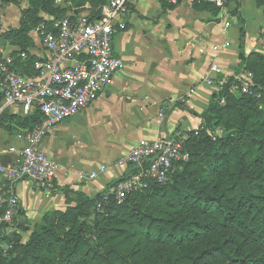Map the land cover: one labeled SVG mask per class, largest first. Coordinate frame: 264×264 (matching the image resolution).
Masks as SVG:
<instances>
[{"label": "crops", "instance_id": "0c3cea01", "mask_svg": "<svg viewBox=\"0 0 264 264\" xmlns=\"http://www.w3.org/2000/svg\"><path fill=\"white\" fill-rule=\"evenodd\" d=\"M124 22L126 28L114 40L124 69L88 109L53 127L38 144L59 165L51 187L42 188L31 180L12 183L0 171V194L13 193L19 201L7 236L17 232L26 243L47 214L76 204L73 193L100 200L135 169L117 161L141 140L201 130L211 97L219 92L206 79L232 83L236 74L245 73L242 55L246 61L264 56V0H238L224 7L191 0L178 6L165 0H140ZM31 39L27 50L34 58L38 43L34 35ZM30 60L20 66L23 73L31 71L34 60ZM104 95L108 110L96 117L95 124L86 123L87 113ZM35 119L9 109L1 113L0 168L19 162L24 136L34 129L25 121ZM103 167L105 171L90 179Z\"/></svg>", "mask_w": 264, "mask_h": 264}, {"label": "built area", "instance_id": "2783aa9c", "mask_svg": "<svg viewBox=\"0 0 264 264\" xmlns=\"http://www.w3.org/2000/svg\"><path fill=\"white\" fill-rule=\"evenodd\" d=\"M139 1L107 0L98 16H64L49 24H39L34 33L38 47L27 73L20 66L28 65L32 52L0 47V115L9 109L23 117L41 119L39 125L25 134L26 146L19 162L0 168L12 183L31 180L42 188L51 187L59 165L39 150L38 144L53 127L88 109L112 86L115 75L124 69V62L114 48L115 36L126 28L125 17ZM185 1L188 0H165L171 6ZM191 1L224 7L238 0ZM211 70L219 72L215 66ZM206 82L218 86L219 91L228 83H216L209 77ZM255 86L253 74H236L230 92L241 87L242 94L252 96ZM187 139L183 135L141 140L117 161L120 166L135 169L108 189L98 200V207L113 201L122 205L129 195L149 189L151 183L167 184L175 167L191 158L184 146ZM103 171L105 167L90 174V179ZM18 207L13 193L0 194V226L13 221Z\"/></svg>", "mask_w": 264, "mask_h": 264}, {"label": "trees", "instance_id": "16d2710c", "mask_svg": "<svg viewBox=\"0 0 264 264\" xmlns=\"http://www.w3.org/2000/svg\"><path fill=\"white\" fill-rule=\"evenodd\" d=\"M31 45L32 42L27 38L25 42L16 44L23 50H27ZM241 57L243 62L251 64L257 86L259 84L264 86V56H254L251 61H246L244 55ZM33 60L34 58H31L30 62ZM230 87L231 81L223 90L213 94L205 118L209 114L207 119L212 120V111L221 113L223 109L221 102L232 95ZM238 102L251 105L257 101L255 98L242 96L231 106L237 107ZM39 123V117L31 122L25 121L26 126L32 124L35 127ZM254 124L255 122L245 118L234 134L230 133L220 138L219 143H216L217 140L214 142L206 134L198 138L197 135H201L198 131L188 132L190 138L185 141L184 146L191 158L205 156L209 159V177L203 176L205 183L200 185L198 182L177 175L181 164L177 165L167 184L151 183L149 189L129 195L122 205L111 202L106 205L104 218L115 220L117 225H131L133 218L137 217L138 226L145 228V235L149 240L177 244L182 248L183 254L180 257L184 261L183 264H263L264 133L255 130ZM192 141L196 146H190ZM168 193L179 197V203L185 210L167 212L155 209V211L138 213L142 209V201L155 194L164 197ZM73 198L77 206L95 207V209L99 200V197L91 199L79 192L73 193ZM114 211L116 213L112 214ZM57 215L58 211L47 214L26 243L22 242V237L17 232L7 236L5 230L8 224H2L0 257L5 254L2 244L8 245L6 253L11 254H32L33 250H44L47 236L55 235L54 224H49L48 217L56 219ZM105 229V226L96 225L91 228L90 233L81 229L76 236L62 240L63 243L60 244L64 260L69 261L81 243H91L94 234L103 233ZM208 231L213 232L211 238L205 246L199 247L200 239ZM59 241L62 242L60 239ZM104 251L106 259L112 258L120 264H138L110 247H105ZM98 254L103 255L101 252ZM2 262L3 260L0 261Z\"/></svg>", "mask_w": 264, "mask_h": 264}, {"label": "rangeland", "instance_id": "374dc122", "mask_svg": "<svg viewBox=\"0 0 264 264\" xmlns=\"http://www.w3.org/2000/svg\"><path fill=\"white\" fill-rule=\"evenodd\" d=\"M105 2L106 0H0V46H16V44L25 42L26 38L33 42L31 38L39 24H49L52 20L66 15L73 13L82 16L99 15ZM244 66L243 71H245V74H253L255 82V73L250 67L251 64L249 62L247 64L244 63ZM254 90L255 92L252 96L242 94L244 92L241 87L239 90L233 91L230 97L221 102V106L223 107L221 113L218 114L212 111V120L207 119L209 115L207 114L205 121H203L202 129L198 130L201 135H197V137L202 138L206 134L214 142L217 140L216 143H219L218 140L220 138H224L230 133L234 134L235 130L242 125L245 118L255 122V130L264 133V86L260 84L257 86L256 84ZM242 96L255 98L257 102L251 105L245 104V102H238L237 107L231 106L232 103H235L236 99ZM106 101V95L101 97L96 104V108L87 113L86 123L95 124V121L98 120L96 117L102 116L108 110L106 106L108 102ZM83 128L84 124L82 123L79 129ZM186 135L188 136V133ZM76 137H78V133L72 136V140ZM190 146H196V143L192 141ZM208 164L209 159L205 156L191 158L189 162L179 166L177 175L203 185L205 183L203 176L208 175L209 177ZM141 204L143 206L138 213L141 211H143L142 213L155 211V209L167 212L185 210L182 209L183 205L179 203V197L171 193H168L164 197H160L158 194L152 195L149 199L142 201ZM71 207L72 209H69ZM71 207L58 211L56 219L48 217L49 224H54L55 235L47 236L44 242L46 245L44 250H33L32 254H11L10 252L6 253L8 245L2 244L1 246H3L5 254L0 257V261L3 260L0 264H120L112 258H105V247L114 249L116 252L129 257L138 264L184 263L181 260L182 257H180L183 254L182 248L178 247L177 244H164L149 240L145 235V228L138 226L137 217L133 216V223L131 225H117L114 222L115 220L111 221L104 218L106 214H103V212L107 208L106 206L100 208L96 205L97 208L95 209V207H79L75 204ZM119 211L123 212L124 210ZM114 213L116 211L112 212V214ZM141 214H139V217ZM107 215L109 216V214ZM96 225L105 226V231L94 234L91 243H81L71 259L69 261L64 260V253L60 244L63 243L62 240L70 236H76L81 229L90 233L91 228ZM212 233L209 231L204 233L200 239L201 243L199 247L205 246L211 238ZM24 240L22 237V242ZM44 243L42 246H44ZM98 252H101L103 255H99Z\"/></svg>", "mask_w": 264, "mask_h": 264}]
</instances>
